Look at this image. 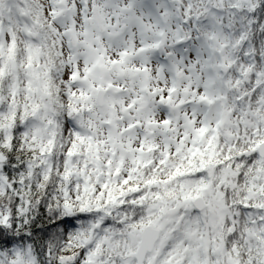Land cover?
Segmentation results:
<instances>
[{
    "label": "snow or ice",
    "instance_id": "1",
    "mask_svg": "<svg viewBox=\"0 0 264 264\" xmlns=\"http://www.w3.org/2000/svg\"><path fill=\"white\" fill-rule=\"evenodd\" d=\"M0 264H264V0H0Z\"/></svg>",
    "mask_w": 264,
    "mask_h": 264
}]
</instances>
